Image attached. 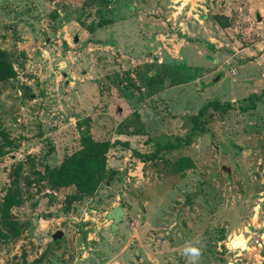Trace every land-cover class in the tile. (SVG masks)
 Segmentation results:
<instances>
[{
  "label": "rangeland",
  "instance_id": "obj_1",
  "mask_svg": "<svg viewBox=\"0 0 264 264\" xmlns=\"http://www.w3.org/2000/svg\"><path fill=\"white\" fill-rule=\"evenodd\" d=\"M0 48L15 69L0 200L27 156L57 165L81 132L126 138L105 153L111 178L67 208L71 187L27 184L24 167L0 264H190L188 246L196 264H264V0H0ZM208 101L228 107H206L188 144L137 155Z\"/></svg>",
  "mask_w": 264,
  "mask_h": 264
},
{
  "label": "trees",
  "instance_id": "obj_2",
  "mask_svg": "<svg viewBox=\"0 0 264 264\" xmlns=\"http://www.w3.org/2000/svg\"><path fill=\"white\" fill-rule=\"evenodd\" d=\"M13 63L12 53L0 48V82L15 75ZM257 98V95L251 93L249 95V104L243 106L241 109L247 110L252 108L253 101ZM209 105H212L215 109L220 108L222 111H225L228 107H221L218 102L208 101L195 114L188 117L191 125L186 134L176 137L174 141L155 142L153 150L148 153H135L140 157L152 159L156 157L160 150H170L188 144L195 130H202L201 118L206 107ZM0 135L5 139L6 143H9L6 132L1 128ZM115 145H125V143L117 139L112 141L95 140L89 133L81 132L78 136V147L57 165H50L46 160H35L30 156H27L23 161L16 162L12 168L10 184L5 189L0 200V241H11L18 237L22 231V225L17 222L11 213V208L19 204L21 200L18 183L19 178L23 177L22 174L24 172L27 184L30 182H44L51 188L71 187L70 192L63 199V205L67 208L72 202L83 196L92 195L96 191L100 181L103 179L107 181L111 178L113 172H109L105 168V153ZM2 151L0 148V153ZM48 151L49 149L47 153ZM24 167L26 168L23 172Z\"/></svg>",
  "mask_w": 264,
  "mask_h": 264
},
{
  "label": "clouds",
  "instance_id": "obj_3",
  "mask_svg": "<svg viewBox=\"0 0 264 264\" xmlns=\"http://www.w3.org/2000/svg\"><path fill=\"white\" fill-rule=\"evenodd\" d=\"M184 253L190 257V264H196V261L201 255V249L196 246H188L184 249Z\"/></svg>",
  "mask_w": 264,
  "mask_h": 264
},
{
  "label": "water",
  "instance_id": "obj_4",
  "mask_svg": "<svg viewBox=\"0 0 264 264\" xmlns=\"http://www.w3.org/2000/svg\"><path fill=\"white\" fill-rule=\"evenodd\" d=\"M220 77V73H217V75L214 77V80H217ZM62 234L61 230H55L52 234H51V239L52 240H56L60 237V235Z\"/></svg>",
  "mask_w": 264,
  "mask_h": 264
},
{
  "label": "crops",
  "instance_id": "obj_5",
  "mask_svg": "<svg viewBox=\"0 0 264 264\" xmlns=\"http://www.w3.org/2000/svg\"><path fill=\"white\" fill-rule=\"evenodd\" d=\"M124 135H125V134H124ZM118 139H119L120 142H122V140H123V139H126V138H117V140H118ZM110 141H111V140H110ZM124 143H125V142H124ZM112 207H114V206H112ZM112 207H111V208H112ZM111 208H110V209H111ZM110 209L106 212V217H107V215L109 214ZM107 218H109V217H107ZM108 220H110V218H109ZM110 221H111V220H110Z\"/></svg>",
  "mask_w": 264,
  "mask_h": 264
}]
</instances>
